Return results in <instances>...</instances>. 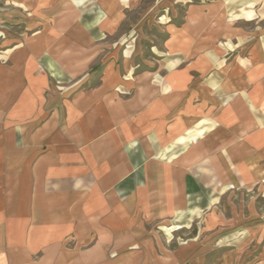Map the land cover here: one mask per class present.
<instances>
[{
    "label": "crops",
    "instance_id": "crops-1",
    "mask_svg": "<svg viewBox=\"0 0 264 264\" xmlns=\"http://www.w3.org/2000/svg\"><path fill=\"white\" fill-rule=\"evenodd\" d=\"M0 33V264H203L144 224L233 197L207 262L264 264V0H0Z\"/></svg>",
    "mask_w": 264,
    "mask_h": 264
},
{
    "label": "rangeland",
    "instance_id": "rangeland-1",
    "mask_svg": "<svg viewBox=\"0 0 264 264\" xmlns=\"http://www.w3.org/2000/svg\"><path fill=\"white\" fill-rule=\"evenodd\" d=\"M148 2H144V7L148 6ZM145 34L147 35H154L153 39L155 41L158 40V43L160 42V34L157 32V30L152 27L150 29H147L145 31ZM0 38H2V33H0ZM153 40V41H154ZM148 44V43H146ZM143 48L145 44H142ZM146 49H144L146 51ZM3 50L0 47V52H2ZM4 123V119L0 117V128L2 127ZM244 195L242 197H244L243 200L248 199V197L246 196L248 193L244 192ZM256 195L258 197V202H262L264 200L261 199V196L264 195V185L259 187V191L257 192H252L249 193V195ZM238 196V195H237ZM263 203V202H262ZM231 204L237 206V208L240 210L242 208V203L238 202V197H233L230 201H222L220 202L219 205V210L220 211H215V218H213V222H215V231H213V234L216 235L217 237H213L212 234L210 236V232H209V227L207 228V226L209 225V216H208V211H204L200 214V216H194L189 218L188 222L183 225H186V228H180L178 229L181 225V222L179 223H175L173 220H171L170 226L167 227L166 229V224L161 225L159 220H154L153 222H149L145 225V233L144 236H146L147 238H151L153 239V243L156 244L158 243L160 245L163 244L165 247H167L168 249L174 250L175 248L178 247L179 243L185 242V241H189L192 240L194 238V236L199 237V239H197V243H199L201 245L202 248H205L206 251L202 257V263L203 264H209L208 261V245L207 243L211 240H215L216 238H224L225 236H228V231L231 232L230 230L232 229L231 226H234L235 228H242L240 226H242V221L238 218V216H236L235 211L232 209ZM245 213V217H246V212ZM177 220V219H176ZM238 220H240L238 222ZM162 226H164L165 228L161 229ZM179 226V227H178ZM161 227V228H160ZM233 227V228H234ZM242 230V229H241ZM170 232V234H169ZM165 233H168L169 236H167ZM171 236V237H170ZM246 237V235H245ZM244 237V238H245ZM170 239V243L167 244V239ZM149 240V239H148ZM205 257V258H204ZM8 264H12L11 261H9Z\"/></svg>",
    "mask_w": 264,
    "mask_h": 264
}]
</instances>
